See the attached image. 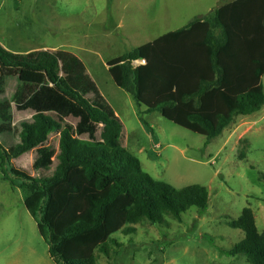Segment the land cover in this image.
I'll use <instances>...</instances> for the list:
<instances>
[{"label":"trees","instance_id":"obj_1","mask_svg":"<svg viewBox=\"0 0 264 264\" xmlns=\"http://www.w3.org/2000/svg\"><path fill=\"white\" fill-rule=\"evenodd\" d=\"M139 60L145 64L134 67ZM107 65L143 113L159 112L210 142L235 117L264 106V0H235ZM123 137V122L78 56L17 54L0 44V168L24 192L55 264H97V249L116 234L208 207L206 187L177 189L153 179ZM27 152L39 177L9 167ZM228 225L245 234L229 256L264 264V233L253 210L244 208Z\"/></svg>","mask_w":264,"mask_h":264},{"label":"rangeland","instance_id":"obj_2","mask_svg":"<svg viewBox=\"0 0 264 264\" xmlns=\"http://www.w3.org/2000/svg\"><path fill=\"white\" fill-rule=\"evenodd\" d=\"M216 1L0 0V42L22 41L27 50L50 47L78 55L120 114L123 144L142 170L177 189L198 184L209 191L205 210L190 208L180 220L166 216L165 224L143 222L133 226L135 233L116 234L115 242L97 249V264H249L245 256L228 254L245 238L228 221L246 207L264 233V121L245 140L222 147L223 137L208 142L159 112L143 113L107 68V62L173 31L170 27L206 16ZM50 141L58 136L52 134ZM33 162L34 153L27 152L9 167L39 177ZM24 198L0 168V264H55Z\"/></svg>","mask_w":264,"mask_h":264},{"label":"crops","instance_id":"obj_3","mask_svg":"<svg viewBox=\"0 0 264 264\" xmlns=\"http://www.w3.org/2000/svg\"><path fill=\"white\" fill-rule=\"evenodd\" d=\"M220 0H217L216 3L213 6L207 7V10L205 13L206 16L201 17V16H195L194 20L192 22H190L189 24L185 25V26H180V27H170V29H174L171 32H175L177 30H181V29H186L189 28L193 23H195L197 20L199 19H204V18H209L210 16H212L218 9H220L221 7L225 6L226 4L232 3L235 0H229L228 2H225L224 4H219ZM169 32V33H171ZM168 34V33H167ZM166 35V34H165ZM158 39V38H157ZM155 41V40H154ZM153 42V41H152ZM151 43V42H150ZM0 44L7 49L10 52L13 53H17V54H26L29 53L31 51H35V50H62V49H58V48H50V47H42L40 49H35V48H31L30 50H27V44L25 42H17L16 41H12V44L10 46H6L5 44H3L2 42H0ZM148 44V43H147ZM71 52V51H70ZM73 53V52H72ZM75 54V53H74ZM76 55V54H75ZM78 56V55H76ZM123 56V55H122ZM79 57V56H78ZM121 57V56H120ZM80 58V57H79ZM118 58V57H117ZM81 59V58H80ZM116 59V58H115ZM82 60V59H81ZM83 61V60H82ZM112 61V60H111ZM142 61V60H139ZM110 62V61H109ZM85 64V63H84ZM108 64V62H107ZM138 64V63H137ZM134 64L133 62V66L134 67H138L140 65H143L144 63L139 62V64ZM108 72L114 82V84L124 90L131 98L132 96L123 88L119 87L114 79L113 74L111 73L110 68L108 67ZM97 84V83H96ZM262 85L264 88V77L262 78ZM99 87V86H98ZM100 89V88H99ZM101 91V90H100ZM102 93V92H101ZM103 94V93H102ZM105 97V96H104ZM106 98V97H105ZM133 99V98H132ZM108 101V100H107ZM134 101V99H133ZM109 102V101H108ZM135 102V101H134ZM136 103V102H135ZM112 106V105H111ZM113 107V106H112ZM114 109V108H113ZM145 109V107L143 108V110ZM115 110V109H114ZM145 111V110H144ZM117 116L121 119L120 114L115 110ZM152 114V113H151ZM164 118V117H163ZM122 121V120H121ZM264 121V106L262 107V109L257 112L254 113L252 115H240L235 117L234 121L232 122V124L230 126H228L223 133L219 136V137H223L224 143L222 147H225L227 144L231 143L234 139L236 143H239L241 140H245V138L254 131L255 127L257 125H259L260 123H262ZM220 151V150H219Z\"/></svg>","mask_w":264,"mask_h":264},{"label":"built area","instance_id":"obj_4","mask_svg":"<svg viewBox=\"0 0 264 264\" xmlns=\"http://www.w3.org/2000/svg\"><path fill=\"white\" fill-rule=\"evenodd\" d=\"M139 62H142V63L145 64V61H144V60H142V61H135L134 64H137V63H139Z\"/></svg>","mask_w":264,"mask_h":264}]
</instances>
